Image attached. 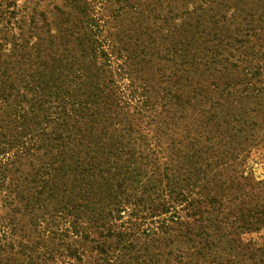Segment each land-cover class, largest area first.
<instances>
[{"label": "trees", "instance_id": "trees-1", "mask_svg": "<svg viewBox=\"0 0 264 264\" xmlns=\"http://www.w3.org/2000/svg\"><path fill=\"white\" fill-rule=\"evenodd\" d=\"M107 1L0 36V264H264V0Z\"/></svg>", "mask_w": 264, "mask_h": 264}, {"label": "rangeland", "instance_id": "rangeland-1", "mask_svg": "<svg viewBox=\"0 0 264 264\" xmlns=\"http://www.w3.org/2000/svg\"><path fill=\"white\" fill-rule=\"evenodd\" d=\"M91 0L89 4L91 9L94 6L95 17L101 18V11L103 8L108 6L107 0ZM248 6L255 7L257 5L256 0H246ZM62 4V0H0V36H4L8 39L11 38V27L14 32H17L18 19L21 17H26L34 11L40 12L44 11L48 18L55 17L56 7ZM264 5V1L260 3ZM115 3L112 1L110 6H114ZM254 11L260 12L262 9L255 7ZM15 15V16H14ZM245 15V14H244ZM152 71V70H151ZM127 81L120 80L119 83L125 85ZM123 91L127 90L123 87ZM125 98H127L125 96ZM243 164V171L247 176H254L258 179H264V141L260 142L258 145L250 149L246 156H242L239 159ZM139 180L143 185L141 187H146V185L152 183L151 177L147 175H142ZM135 187H140L139 183H135ZM0 236H3L0 232ZM253 241L259 247H264V228L253 234Z\"/></svg>", "mask_w": 264, "mask_h": 264}]
</instances>
